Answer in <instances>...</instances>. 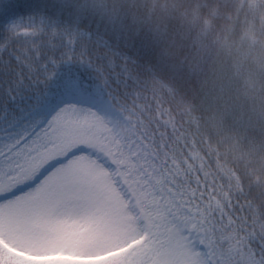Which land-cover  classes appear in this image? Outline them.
Here are the masks:
<instances>
[{
	"label": "snow or ice",
	"instance_id": "1",
	"mask_svg": "<svg viewBox=\"0 0 264 264\" xmlns=\"http://www.w3.org/2000/svg\"><path fill=\"white\" fill-rule=\"evenodd\" d=\"M174 45L130 22L126 5L0 0V128L47 113L0 144V186L69 149L112 165L72 161L54 189L0 205V264H264V205L213 172L204 69ZM231 131L241 143L256 135L243 114ZM136 190L168 201L160 223L137 210Z\"/></svg>",
	"mask_w": 264,
	"mask_h": 264
},
{
	"label": "trees",
	"instance_id": "2",
	"mask_svg": "<svg viewBox=\"0 0 264 264\" xmlns=\"http://www.w3.org/2000/svg\"><path fill=\"white\" fill-rule=\"evenodd\" d=\"M103 4L126 5L130 22L167 31L168 40H175V58L189 55L202 64L204 73L196 87L205 98L203 146L214 159L220 158L213 172L222 175L221 166L231 170L238 180L233 191L242 185L254 206L264 205V0H103ZM156 87L168 90L162 80ZM190 104L186 101L185 109ZM239 114L253 122L256 135L248 143L239 142L231 131ZM44 116L41 112L19 126L0 128V144L13 143ZM153 182L161 183L159 178Z\"/></svg>",
	"mask_w": 264,
	"mask_h": 264
},
{
	"label": "rangeland",
	"instance_id": "3",
	"mask_svg": "<svg viewBox=\"0 0 264 264\" xmlns=\"http://www.w3.org/2000/svg\"><path fill=\"white\" fill-rule=\"evenodd\" d=\"M45 118L46 117H44L41 121L38 120L36 125L43 123ZM31 131H27L23 135H28ZM19 137L20 136H18L16 140ZM16 140L13 143H15ZM72 161H79L86 164L95 162L96 167L101 168L104 171L111 172L112 170L111 164L103 161L102 158L95 156L93 152L88 150L87 148L80 147L75 151L69 149L65 153H61L60 155L51 157L45 162V164H43L40 168L31 173L25 180L19 182L18 184L11 187L7 184L0 186V205L15 203L22 197L32 196L41 189H54L59 185L64 171ZM49 169H51L49 173L42 177L43 173H46ZM220 172L230 182V184L232 183V187H236L238 185L237 178L231 170L227 169L224 166H221ZM126 187H128L130 191L136 189V185L134 183L126 184ZM134 195L137 210L141 213L143 218L149 223H160L164 216V209L166 205L160 200H155L150 191L140 192L136 190L134 192ZM129 219H131V217H129ZM176 254L179 258V246H177L176 248Z\"/></svg>",
	"mask_w": 264,
	"mask_h": 264
}]
</instances>
